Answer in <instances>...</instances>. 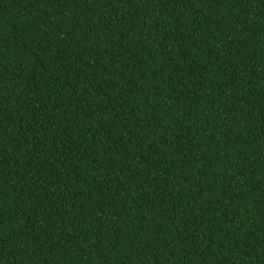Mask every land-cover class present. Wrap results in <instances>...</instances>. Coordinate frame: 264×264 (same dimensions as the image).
Segmentation results:
<instances>
[{"label":"trees","instance_id":"obj_1","mask_svg":"<svg viewBox=\"0 0 264 264\" xmlns=\"http://www.w3.org/2000/svg\"><path fill=\"white\" fill-rule=\"evenodd\" d=\"M0 264H264V0H0Z\"/></svg>","mask_w":264,"mask_h":264}]
</instances>
